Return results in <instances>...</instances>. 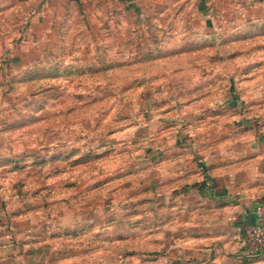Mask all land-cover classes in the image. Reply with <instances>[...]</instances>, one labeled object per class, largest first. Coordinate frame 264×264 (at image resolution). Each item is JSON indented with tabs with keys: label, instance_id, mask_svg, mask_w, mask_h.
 Here are the masks:
<instances>
[{
	"label": "rangeland",
	"instance_id": "obj_1",
	"mask_svg": "<svg viewBox=\"0 0 264 264\" xmlns=\"http://www.w3.org/2000/svg\"><path fill=\"white\" fill-rule=\"evenodd\" d=\"M196 2L0 0V264H172L150 149L264 130V2Z\"/></svg>",
	"mask_w": 264,
	"mask_h": 264
},
{
	"label": "crops",
	"instance_id": "obj_2",
	"mask_svg": "<svg viewBox=\"0 0 264 264\" xmlns=\"http://www.w3.org/2000/svg\"><path fill=\"white\" fill-rule=\"evenodd\" d=\"M260 2L197 0L196 9L212 28L218 18L241 17L245 6L256 10ZM243 129L249 131L244 142L237 137ZM234 132L237 140L228 145L234 148L222 156L199 151L216 146L198 137L150 149L149 184L169 189L172 220L179 226L172 236V264H264V248L249 254L241 245L244 228L255 220L254 206L264 200V130L240 122Z\"/></svg>",
	"mask_w": 264,
	"mask_h": 264
},
{
	"label": "built area",
	"instance_id": "obj_3",
	"mask_svg": "<svg viewBox=\"0 0 264 264\" xmlns=\"http://www.w3.org/2000/svg\"><path fill=\"white\" fill-rule=\"evenodd\" d=\"M255 220L244 228L241 245L249 254L264 248V200L256 203L253 209Z\"/></svg>",
	"mask_w": 264,
	"mask_h": 264
}]
</instances>
